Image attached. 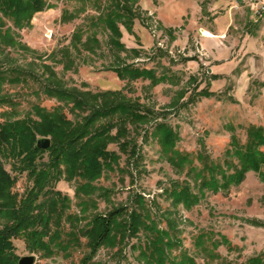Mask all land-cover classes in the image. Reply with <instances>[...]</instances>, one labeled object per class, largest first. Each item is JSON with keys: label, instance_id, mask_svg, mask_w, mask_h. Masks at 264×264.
Masks as SVG:
<instances>
[{"label": "rangeland", "instance_id": "obj_1", "mask_svg": "<svg viewBox=\"0 0 264 264\" xmlns=\"http://www.w3.org/2000/svg\"><path fill=\"white\" fill-rule=\"evenodd\" d=\"M44 1L42 10L21 20L23 27L0 12V35L8 31L13 37L0 40V130L9 123L37 119L36 107L52 111L60 106L69 119H78L45 93L48 68L66 89L121 91L151 115L145 125L129 126L130 138L139 148L135 157L112 143L109 149L121 157L118 164L96 178L62 177L43 191L37 204L51 197L46 191L54 194L49 238L44 239L52 237V242L44 245L46 249L40 243L31 250L24 238L14 239L18 264L31 255L34 264H148L141 251L149 252V234L142 229L136 236H126L127 215L91 255L98 229L95 218L116 208L140 209L139 197L149 221L171 236V258L185 253L196 264H246L255 258L264 264V165L260 171H248L239 185L226 191L205 189L191 208L177 206L169 196L175 182L188 183L199 195L193 175L204 171V160L233 172L225 163L232 141L244 145L250 126L264 130V19L250 18L237 0H195L198 8L189 12L184 25L169 29L158 14L163 0H133L137 15L133 33L121 22L119 26L121 43L139 51L137 56L112 48L109 30L98 22L113 0ZM222 28L226 30L221 33ZM79 30L84 32L82 43L91 37V49L73 44ZM124 64L152 69L166 80H122L108 69ZM157 123L176 134L174 151L187 157L182 167L169 163L170 153H162L153 134ZM45 141L38 137L37 147ZM128 148L131 151V144ZM1 160L11 174L8 192L14 202L22 203L33 178L19 171L18 164ZM49 161L48 152H43L35 163ZM5 203L0 199V207L7 209ZM8 213L0 211V228L12 223Z\"/></svg>", "mask_w": 264, "mask_h": 264}, {"label": "trees", "instance_id": "obj_2", "mask_svg": "<svg viewBox=\"0 0 264 264\" xmlns=\"http://www.w3.org/2000/svg\"><path fill=\"white\" fill-rule=\"evenodd\" d=\"M133 3H135L133 0H113L112 4L100 15L98 22L109 30V42L112 48L139 56V51L127 50L121 43L122 33L119 26L121 22L129 32L133 33L134 21L137 18ZM43 7H45L44 0H0V12L5 18L14 21L18 27H23L21 20L29 19V14L42 10ZM83 36L82 30L77 31L73 44L77 41V47L83 44V48L91 49V37L82 43ZM12 39L10 32H1V41L9 42L8 40ZM98 45H100L99 40ZM108 69L116 72L122 80L135 81L140 78H151L155 83L166 80L165 77H157L152 69L139 68L134 64L111 66ZM48 71L50 75L44 87L45 93L69 107L70 112L78 119H69L60 106L52 111L36 107L37 119L30 117L9 123L1 128L0 199L6 202L7 209L1 206L0 211H9L8 215L12 223L0 228V264H18V257L14 251V239L24 238L27 247L31 250L34 247L38 249L40 243V247L46 249L44 245L52 242V237L48 242L44 239L49 238V217L54 211L52 210L54 194L46 191V196L51 197L37 204L38 198L44 194L43 191L47 187H51L52 183L62 177L67 179L99 177L103 169H110L121 159L115 151L109 149L112 143H118L119 149L130 155L129 158L135 157L139 148L130 138L129 126L136 129L150 121L149 111L144 110L137 102L128 99L121 91L92 93L78 89H66L54 71L50 68ZM206 96L210 94L207 93ZM145 131L147 132V129ZM247 132L248 140L244 145L233 140L227 151L225 163L229 169H234L233 172L228 173V170L220 164H208L209 161L204 160L202 163L204 171L193 175V179L198 183L199 195L192 192L188 183L184 185L179 182L174 183L169 196L174 199L177 206L183 205L191 208L199 202L205 189L215 193L221 190L226 191L232 184L239 185L248 171L261 170L264 165V151H262L264 130L250 126ZM153 134L162 146V153L171 154L168 158L170 164L182 167L187 162V157L174 151L176 134L171 128L166 124L157 123ZM38 137H50L51 145L46 150L37 147ZM130 144L131 151L128 148ZM43 152H48L50 161L38 166L35 161ZM1 158L12 161L14 167L18 164L19 171H27L28 175L33 178L34 185L22 203L14 202L15 198L8 192L11 174L2 168ZM233 160H236L237 164L232 165ZM138 202L140 209L127 212L124 207L116 208L107 215H99L95 218L94 223L98 229L94 233L95 238L91 241V255L95 254L96 250L111 238L115 223L127 215L126 236H136L142 229L149 234L146 248L150 253L145 250L141 251V257L148 264H196L195 260L185 253L180 257H170L169 252L174 246L171 236L167 231L159 229L153 221H149L150 217L142 197H139ZM126 236L123 235L124 238ZM246 264L261 263L255 258L250 259Z\"/></svg>", "mask_w": 264, "mask_h": 264}, {"label": "crops", "instance_id": "obj_3", "mask_svg": "<svg viewBox=\"0 0 264 264\" xmlns=\"http://www.w3.org/2000/svg\"><path fill=\"white\" fill-rule=\"evenodd\" d=\"M241 4L240 8H246L250 18L252 13L248 7L246 0H237ZM193 8H198L195 0H163V4L159 7V18L163 25L169 29H175L184 25L189 12ZM192 21H189L191 26ZM226 29L222 28L221 33Z\"/></svg>", "mask_w": 264, "mask_h": 264}, {"label": "built area", "instance_id": "obj_4", "mask_svg": "<svg viewBox=\"0 0 264 264\" xmlns=\"http://www.w3.org/2000/svg\"><path fill=\"white\" fill-rule=\"evenodd\" d=\"M252 13V18L256 21L264 19V0H246Z\"/></svg>", "mask_w": 264, "mask_h": 264}, {"label": "water", "instance_id": "obj_5", "mask_svg": "<svg viewBox=\"0 0 264 264\" xmlns=\"http://www.w3.org/2000/svg\"><path fill=\"white\" fill-rule=\"evenodd\" d=\"M51 145V140L46 138V141L43 143H38L40 148L46 149ZM35 263V256H25L20 258L19 264H34Z\"/></svg>", "mask_w": 264, "mask_h": 264}]
</instances>
